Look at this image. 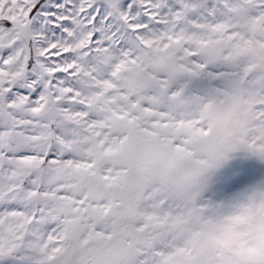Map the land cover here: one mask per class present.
<instances>
[{"label":"snow or ice","instance_id":"obj_1","mask_svg":"<svg viewBox=\"0 0 264 264\" xmlns=\"http://www.w3.org/2000/svg\"><path fill=\"white\" fill-rule=\"evenodd\" d=\"M264 0H0V264H264Z\"/></svg>","mask_w":264,"mask_h":264},{"label":"rangeland","instance_id":"obj_2","mask_svg":"<svg viewBox=\"0 0 264 264\" xmlns=\"http://www.w3.org/2000/svg\"><path fill=\"white\" fill-rule=\"evenodd\" d=\"M262 179H264V163L240 157L220 171L212 191L206 195L219 203Z\"/></svg>","mask_w":264,"mask_h":264}]
</instances>
